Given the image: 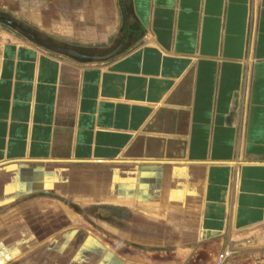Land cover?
Returning a JSON list of instances; mask_svg holds the SVG:
<instances>
[{
  "label": "crops",
  "instance_id": "crops-1",
  "mask_svg": "<svg viewBox=\"0 0 264 264\" xmlns=\"http://www.w3.org/2000/svg\"><path fill=\"white\" fill-rule=\"evenodd\" d=\"M9 3L0 264H264V0Z\"/></svg>",
  "mask_w": 264,
  "mask_h": 264
},
{
  "label": "rangeland",
  "instance_id": "rangeland-1",
  "mask_svg": "<svg viewBox=\"0 0 264 264\" xmlns=\"http://www.w3.org/2000/svg\"><path fill=\"white\" fill-rule=\"evenodd\" d=\"M9 7L12 8L13 7V3H9V0H0V16L9 18L10 20H13L14 22H17L18 24L23 26L25 29H27L29 32L35 33V35H36V32H40L39 30L34 29V27H32L30 24H28L24 19H22L20 17H16L12 13V11L9 10ZM15 7H18V6L16 5V6H14V8ZM0 26L4 27L6 29H9V30H13L15 32L18 31L20 34H23V35H26V36H30L29 34L17 29L16 27H14L12 25H9V24L5 23L4 21H0ZM225 250H223V251H225Z\"/></svg>",
  "mask_w": 264,
  "mask_h": 264
},
{
  "label": "flooded vegetation",
  "instance_id": "flooded-vegetation-1",
  "mask_svg": "<svg viewBox=\"0 0 264 264\" xmlns=\"http://www.w3.org/2000/svg\"><path fill=\"white\" fill-rule=\"evenodd\" d=\"M0 21H4L5 23L9 24V25H12L14 27H16L17 29L27 33V34H32V36H35V34L33 33H30L27 29H25L23 26H21L20 24H18L17 22H14L13 20H10L9 18H6V17H3V16H0Z\"/></svg>",
  "mask_w": 264,
  "mask_h": 264
},
{
  "label": "built area",
  "instance_id": "built-area-1",
  "mask_svg": "<svg viewBox=\"0 0 264 264\" xmlns=\"http://www.w3.org/2000/svg\"><path fill=\"white\" fill-rule=\"evenodd\" d=\"M230 257V252L223 251L218 257V264H223Z\"/></svg>",
  "mask_w": 264,
  "mask_h": 264
}]
</instances>
